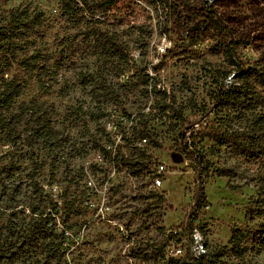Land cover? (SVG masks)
<instances>
[{
	"label": "rangeland",
	"instance_id": "1",
	"mask_svg": "<svg viewBox=\"0 0 264 264\" xmlns=\"http://www.w3.org/2000/svg\"><path fill=\"white\" fill-rule=\"evenodd\" d=\"M29 1L0 0V10ZM31 1V9L45 13L46 35L18 54L38 46L37 73L24 72L15 61L7 74L18 73L26 85L6 113L28 102L30 126L47 119L56 135L50 146L28 136L24 125L22 137L10 142L0 126L3 264H157L167 258L171 242H181L183 257L194 259L196 241L186 228L191 218L216 264H264V249L249 242L242 255L230 244L234 228L263 220L247 215L250 196L264 184L261 157L191 134L208 121L250 134L263 123V109L223 110L212 106V96L222 82L241 81L225 53L228 42L237 60L264 70V0H88L94 9L76 0L80 11L73 0ZM209 8L227 28L207 18ZM100 32L122 42L130 56L140 53L137 74L120 73L125 62L114 64L109 53L95 48ZM198 33L199 42L192 44ZM164 37L171 46L177 43L175 51L168 47L162 54ZM110 120L121 122L126 140ZM132 124L146 127L149 136L139 140ZM111 138L115 144L106 153L100 144ZM192 147L203 163L191 157ZM113 152L139 156L140 164L121 167ZM174 152L184 159L174 161ZM161 163L168 170L156 187ZM37 218V237H27Z\"/></svg>",
	"mask_w": 264,
	"mask_h": 264
},
{
	"label": "trees",
	"instance_id": "2",
	"mask_svg": "<svg viewBox=\"0 0 264 264\" xmlns=\"http://www.w3.org/2000/svg\"><path fill=\"white\" fill-rule=\"evenodd\" d=\"M78 6V11L82 9L79 6V2L73 0ZM87 8L94 9L89 4L88 0H82ZM113 2L114 0H110ZM161 2H167L168 0H158ZM31 0L24 6H19L11 10H0V126L2 129H6V134L8 136V141H16L22 137V131L20 126L30 127L28 129V136L35 135L38 139H41L44 143L47 142L50 146H53L56 130L52 128L50 121L47 119L43 120V124L30 126V120L33 116V107L28 102H21L18 106L17 112L12 114H7L9 110L17 103L18 97L22 94L23 89L26 85V81L14 73L12 76H7V74L12 69V65L15 61H18L23 67L24 72H29L31 75L37 73L36 62L38 59L33 60L34 57L40 54V48L36 46L35 51L31 54H24L23 57H19V52H24L27 50L28 45H35L38 43L39 39H43L46 35V21L45 13L42 10H38L37 7L31 9ZM98 7V6H97ZM83 16V15H82ZM85 17V16H83ZM207 18L216 19L219 21L223 27L227 28L224 24L222 17H217L214 10H207ZM200 33L196 34V37L192 39V44H197L199 42ZM93 45L97 50L103 48L112 58L114 64L124 61L125 66L120 68V73L127 70L133 71V75L140 71L139 60H136L133 56H130V52L125 49L126 46L119 42L118 40L111 41L107 34L100 32L93 41ZM177 43L169 48V51H175L177 49ZM225 53L229 58V64L236 65V76L241 80L236 82V80H231L230 82H222L219 87L213 92L212 96V106L220 109L226 108H236L240 109L244 113L253 110L258 111V109L264 110V70L258 68L256 63L253 65L245 63L243 61L237 60L234 57V49L232 44L228 42L225 46ZM145 53H143V60ZM140 60V61H141ZM111 62V63H112ZM113 64V63H112ZM144 68H142V71ZM232 70L225 73V78H228ZM146 75H150L149 72H144ZM38 82L46 83V80L42 76H36ZM250 78H253V83L250 82ZM99 87V85H96ZM7 112V113H6ZM106 115V112L105 114ZM200 121V120H198ZM137 124H132L130 127L133 128V133L136 134L137 138H147L149 136L150 130L146 127L138 128ZM190 125H193L190 124ZM189 124L185 126L184 130L181 131V137L183 142L186 141V137L189 131H191ZM253 133H247L243 130H229L225 127L216 125L215 123L207 122L206 124H200V128H193L192 135L203 134L205 136L211 137L218 144H226L239 150L242 154L250 157H261V161L264 163V121L261 126L258 124L253 125ZM260 131V132H259ZM109 133V132H108ZM122 138L126 140V135L122 134ZM115 144V140L111 138L104 145L100 144L101 149L104 152L111 151L107 145ZM119 144H117L118 146ZM138 147V146H136ZM192 158L203 163L202 157L198 156L199 152L196 148H187ZM112 153H110L111 155ZM113 158L115 162L122 166L136 167L139 166L140 160L139 156L130 157L124 156L119 152H113ZM224 174V173H221ZM202 192V190H201ZM200 195V191H198ZM37 209L34 208V212ZM247 215L250 219H255L256 216H263V220L259 223H254L253 228L249 226L246 229L234 228L232 232V237L230 239V244L233 248H238L241 250L240 254H244L248 249V243L253 244V249L262 250L264 249V184L259 186L257 194H253L249 198V205L247 208ZM192 220V218H191ZM42 218H37L32 226L28 229L29 233L27 235L30 237H37L39 224ZM186 228L189 229V223L186 222ZM2 231L0 229V264H3L2 259L5 257V251L3 250L4 240ZM229 244L224 245L228 248ZM207 247V246H206ZM219 250H214L216 253ZM218 254V252H217ZM157 264H216L210 252L207 248V253L196 256L194 259L184 258L183 256L173 257L170 256L164 261Z\"/></svg>",
	"mask_w": 264,
	"mask_h": 264
},
{
	"label": "built area",
	"instance_id": "3",
	"mask_svg": "<svg viewBox=\"0 0 264 264\" xmlns=\"http://www.w3.org/2000/svg\"><path fill=\"white\" fill-rule=\"evenodd\" d=\"M152 1H157L159 3V5L161 3V1H158V0H152ZM162 3H164V5L167 4L166 2H162ZM209 6H210V3H209V1H207V7H209ZM168 47H171V42H167L166 37H164V41H163V45H162V54L168 50ZM139 55H140V53L136 54L133 57L137 60V57ZM158 59H156L155 61H157ZM147 70H149V69H147ZM121 119H126V116L125 115L121 116ZM108 124L110 127H114V129H115L114 132L120 133L121 137H122L123 132H121L120 131L121 129H119V127L122 125L121 122L119 123V122L110 120L108 122ZM141 139H144V138H139V140H141ZM99 157L103 158V156H101V155H99ZM167 170L168 169L166 168L165 164H163V163H161L157 166V175L155 176V180H154L153 185H155L156 187H160L163 184L164 180H163L162 175ZM188 223H189V220H188ZM191 223H192V220H191ZM189 229L192 231V235L194 236L195 241H196L195 251L197 253V256L206 254L207 253L206 241L203 239L201 232L198 229V227L192 223V226L189 225ZM176 231L179 233L181 230H176ZM165 255L167 258L170 256H173V257L184 256V247H183L182 243L181 242H176V243L171 242L170 244H168L166 246Z\"/></svg>",
	"mask_w": 264,
	"mask_h": 264
},
{
	"label": "water",
	"instance_id": "4",
	"mask_svg": "<svg viewBox=\"0 0 264 264\" xmlns=\"http://www.w3.org/2000/svg\"><path fill=\"white\" fill-rule=\"evenodd\" d=\"M183 159H184V156L182 153H180V152H174L173 153V160L174 161L179 162V161H182ZM191 215H192V213H191ZM189 225L192 226L191 219H189Z\"/></svg>",
	"mask_w": 264,
	"mask_h": 264
}]
</instances>
